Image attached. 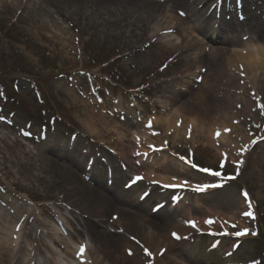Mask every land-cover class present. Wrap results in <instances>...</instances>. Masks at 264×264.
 Here are the masks:
<instances>
[{
	"label": "rangeland",
	"instance_id": "obj_1",
	"mask_svg": "<svg viewBox=\"0 0 264 264\" xmlns=\"http://www.w3.org/2000/svg\"><path fill=\"white\" fill-rule=\"evenodd\" d=\"M110 1L0 0V207L11 200V206H19L23 216L32 213L44 219L46 204L56 214H64L58 228L53 226L61 233L66 222L73 220L65 203H59L62 196L72 198L65 180V153H76L83 165L90 167V161L95 163V156L103 152L112 156L117 166L115 171L108 167L107 176L116 191L122 192L124 179L139 176L142 179L137 181L155 192L151 195L155 200L137 198L138 204L130 207L133 211H146L147 206L145 216L158 224L166 210L187 229L170 234L169 249L159 248L163 264H264V107L260 103L264 96L253 98L247 87L237 90L240 103L246 97L260 106L248 118L243 106L229 110V129L223 133L229 130L235 143L221 139L218 123L212 124L211 135L204 128L195 133L199 123L184 122L179 113L188 108L181 103L198 96L205 75L213 71L204 66L194 74L181 73L191 64L190 51L158 54V40L148 28L154 20L130 4L143 0ZM173 2L155 3L174 14L184 8ZM260 32L264 35L263 28ZM135 33L142 34L135 40ZM206 35L212 49L238 50L243 46L240 42L249 41L264 46V36L251 40L245 31L234 36L219 31ZM205 50L208 53V48ZM214 79L222 80L210 77L207 84ZM261 86L264 91V80ZM208 89L211 93L206 92L202 106L216 117L222 109L215 112L213 107H222L227 98L225 93H217L218 89L213 93L214 87ZM169 95L180 98L175 106L180 111H171L170 105L162 107L161 101ZM176 113L173 126L178 132L167 128L164 120ZM44 156L51 158L49 172L38 170ZM221 161H226L224 167ZM201 168L219 171L222 176L212 177L200 172ZM122 174L126 175L123 179ZM160 174L170 178L161 181ZM94 177L88 176L90 180ZM184 179L189 185L220 186L202 192L192 191L190 186L163 187ZM136 187L130 192L138 197L140 189ZM83 193L77 190L78 197ZM207 197L214 200L207 202ZM245 211L251 215L245 216ZM80 216L81 223L91 227L90 218ZM209 219L214 223L206 224ZM188 221H194L196 227ZM244 229H248L244 236L234 235ZM45 240L54 260L79 264L76 259L63 261L59 249L48 237ZM142 250L137 246L127 251L122 264H152ZM76 257L89 262L85 250L81 253L79 249Z\"/></svg>",
	"mask_w": 264,
	"mask_h": 264
},
{
	"label": "bare ground",
	"instance_id": "obj_2",
	"mask_svg": "<svg viewBox=\"0 0 264 264\" xmlns=\"http://www.w3.org/2000/svg\"><path fill=\"white\" fill-rule=\"evenodd\" d=\"M249 1L256 3V1L261 0ZM110 2L115 3V0H111ZM155 2L143 0L138 4L133 2H130V4L138 11L148 16L151 15V21L154 20L148 25V28L154 32L152 36H156L158 40L156 48L158 54L173 56L177 51L184 52L187 50L186 52L190 51L191 64L185 67L181 73L194 74L197 69L204 66L208 70L213 71V76L206 74L204 84L198 87L201 89L200 94L198 96L194 94L192 100L181 103L182 107L188 109L184 111V114H179L183 116L185 123L198 121L197 123L199 124L195 133L204 128L206 133L211 135L213 133L211 127L215 126L212 124L218 123L219 129H217L222 132L220 134L221 139L235 143L234 139H232V134H229V130L228 133H223V130L229 129L226 124L229 117L228 113L231 108L243 106L245 113H247L244 116L248 118V114H255L259 109L260 105L252 103L245 96V101L240 103L236 93L238 92L237 90L247 87L245 90L248 91L249 89V95L253 98H263L264 91L261 81L264 80V46H258L249 41L240 42L244 47L238 50L228 51L220 48H209L206 35L204 34L206 30L211 29L210 27L208 28V20L204 14L193 9L199 3L198 0H174L173 3L184 6L183 9L188 13L185 18L174 14L168 9L161 10L160 6ZM251 2H248L244 9L250 10ZM247 13L250 16L247 23L233 22L222 25L219 27L221 33L223 35L234 36L238 35L239 31H245V33L249 34L251 40H258V38L263 37L264 35L260 31L261 28L264 29L262 21L264 16L257 18L255 15ZM187 18L190 21L186 22ZM142 27H145V24L140 27L138 26V29L142 31ZM141 34L135 33L132 37L136 40ZM205 48H208V53ZM169 60L173 61L172 58ZM210 77H220L222 80L218 82V79H214L211 84H207ZM209 86L214 87L213 93L218 89L217 93H225L227 98L222 107H213L212 110L216 109L215 112L222 109L216 117L209 115L211 110L207 106H202V102L206 101V99L202 98H205V95L209 93ZM179 99V97L169 95L166 100L161 101L162 107L170 105L171 111H180L179 109H175V106L180 103ZM260 103L264 107V100H261ZM176 116L177 113L173 118L169 116L164 120L167 128L169 126L173 127L174 131L178 132L180 129H176L177 127L173 126ZM234 118L232 117V120ZM235 130L238 129L235 128ZM231 132L235 133L236 131L232 130ZM241 138L248 139V137L244 136H241ZM103 155L107 156H101L105 160L109 158L110 161L112 160L108 154L104 153ZM63 158L67 162L65 180L71 189L72 198L70 196H62L59 198V203L63 205L65 203L66 210L71 213L73 220L66 222L67 228L62 235L61 233H56L53 228V222H58L56 221V217L60 221L64 216L61 211H58V214L52 213L49 207L44 206L48 215L43 219L32 213L23 216L24 214L18 211L17 207L19 206L1 207L0 264H63L54 260L53 252L48 248L45 237H48L50 242L59 249L63 261L75 259L74 257L77 253L73 249V245L77 244L80 247L83 246L89 256V262L86 261V263L82 264H122L128 258L125 256L127 251L136 250L137 246H142L144 249H147V252L149 251L152 264H163L162 257L164 254H160L161 250L159 248L164 246L166 249H169L172 244L170 234L175 230H180V233H184L187 229L180 226L172 218L170 212L166 210L162 213L163 222H159L158 224L151 222L145 216L144 213H148L147 206L146 211H144L145 208L144 210L140 208L141 211H133V208L130 207L138 204V197L130 192V190L125 194L123 191H116L113 184L108 185L106 181V172L108 171H106L105 167L103 169L96 167L97 174L90 180L86 176L88 172L85 170L83 163L74 153H65ZM48 159L51 160L49 156L41 157L39 160V171L49 172L50 164ZM112 166L113 168H117L115 165ZM124 177L126 175L122 174L121 178L123 179ZM168 178H170L168 175L160 174L158 179L166 181ZM123 183L120 187H122ZM193 185L195 184L192 183L189 186L194 188L195 186ZM22 188L24 190L27 189L25 186ZM140 188L143 192L148 191L149 188L150 193H154L151 187H145L138 182L136 189ZM78 189L84 191L81 197H78ZM149 194L148 196H150ZM49 198L53 199L52 196H49ZM151 198L149 197L146 201ZM204 200L212 202L214 198L207 197ZM12 203L14 202L6 200L4 205H11ZM143 203L146 205L145 202ZM57 205L59 204L57 203ZM108 207L117 210L119 213L109 212L110 208L108 209ZM107 211L108 213H106ZM80 215L90 218L91 227L81 223ZM191 217L194 218L195 215L192 213ZM83 235H86V238ZM99 236L103 238L99 239ZM85 243L88 244V247ZM165 251L167 252V250ZM19 255L22 260H19Z\"/></svg>",
	"mask_w": 264,
	"mask_h": 264
},
{
	"label": "snow or ice",
	"instance_id": "obj_3",
	"mask_svg": "<svg viewBox=\"0 0 264 264\" xmlns=\"http://www.w3.org/2000/svg\"><path fill=\"white\" fill-rule=\"evenodd\" d=\"M261 139H264V138H261ZM253 143L255 144L256 141H253ZM181 159H185L184 157H181ZM221 167H224L225 166V163L226 161H221ZM192 167H195V165H192ZM200 172H203V173H206L212 177H221L222 176V173L219 172V171H214L212 169H209V168H201L199 169ZM136 179H142L141 177L137 176ZM231 179V178H229ZM220 185L218 184H212V183H204L203 185H201L199 182L196 183L195 187L192 188V191H196V192H202V191H205L206 189L208 188H214V187H219ZM164 188H188L189 187V181L187 179H184L180 184H164L163 185ZM246 195V194H244ZM245 216H250L251 214L248 213L247 211H245L243 213ZM113 219H115V217H113ZM189 224V226L195 228L196 227V224L194 221H188L187 222ZM206 224L208 225H211L214 223L213 220L209 219V220H206L205 221ZM248 233V229H244L242 231H236L234 232V235L237 236V237H240V236H244L245 234ZM225 235H227V233H225ZM173 236L175 237L176 236V233H173ZM178 238V237H177ZM84 251L83 248H81V253ZM145 252L147 253V249H145Z\"/></svg>",
	"mask_w": 264,
	"mask_h": 264
}]
</instances>
